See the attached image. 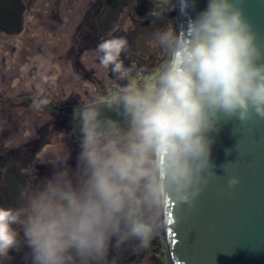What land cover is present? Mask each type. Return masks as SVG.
<instances>
[{"label": "clouds", "instance_id": "clouds-1", "mask_svg": "<svg viewBox=\"0 0 264 264\" xmlns=\"http://www.w3.org/2000/svg\"><path fill=\"white\" fill-rule=\"evenodd\" d=\"M197 9L198 0L154 7L157 19L176 11L182 22L153 33L165 60L143 86L120 61L126 40L98 44L101 65L129 82L74 109V168L70 155L57 157L19 207L0 206V259L26 246L31 264H117L113 249L149 245L167 197L195 203L215 173L214 134L224 124L264 119V36L242 0H206Z\"/></svg>", "mask_w": 264, "mask_h": 264}, {"label": "bare ground", "instance_id": "bare-ground-1", "mask_svg": "<svg viewBox=\"0 0 264 264\" xmlns=\"http://www.w3.org/2000/svg\"><path fill=\"white\" fill-rule=\"evenodd\" d=\"M111 1L0 0V54H2L0 59L3 58V61H0V95L8 101L22 100V103L18 105L25 107L32 118L37 117V121L44 114L40 115L38 112H46L50 116L47 122L39 126L35 134L30 137L26 135H29L32 130L19 135L16 139L8 135L3 139L0 138V206L19 207L24 202L28 186L35 187L44 177L51 176L53 172L51 162L56 158L50 146L54 144L51 137L56 130L64 132L66 137L68 135L66 139L68 146L66 147L69 150L67 156L70 155L68 163L74 168L76 155L80 149L77 135L73 132L67 117L73 115L74 109L80 104L91 103L94 98L105 99L117 92L112 90L109 94H102L100 88H87L88 84H101L104 79L100 81L101 74L98 68H95L94 62L91 68L88 65L89 68H86V60L92 56H88L84 61V52L97 53L98 44L117 26L124 5L132 2L137 16L138 14L143 16L144 13L149 15L153 12L155 2L153 3V0H117L118 18L111 27H107L109 23L105 26L100 24V17L104 15L107 4ZM127 7L129 9V5ZM147 51L149 52V49ZM28 53H31V56ZM35 53L43 54L49 60H37ZM12 57H14L13 66L15 67L12 64L9 67L8 64L7 58ZM98 60H100L99 56H97ZM28 66L32 80L24 83L25 85H20L18 81L21 78L25 79L22 76ZM6 68L8 71L11 68L12 71L8 74L12 77L4 73ZM11 80L10 88L8 82ZM15 82L17 83L14 84ZM28 83L32 85L31 89H27ZM39 83L42 85L40 86ZM15 86L19 90L17 94L11 92ZM19 86H24L26 89ZM8 88L10 93L7 91ZM40 100H46L47 103L40 108H35L34 102ZM12 112L7 113L12 114ZM19 126L11 127L8 132L10 133L12 129L20 131ZM7 130V127L4 129L0 127V132ZM28 252L29 249L26 246L19 252L12 250L9 259H0V264H31L30 259L26 258Z\"/></svg>", "mask_w": 264, "mask_h": 264}, {"label": "water", "instance_id": "water-1", "mask_svg": "<svg viewBox=\"0 0 264 264\" xmlns=\"http://www.w3.org/2000/svg\"><path fill=\"white\" fill-rule=\"evenodd\" d=\"M116 3L107 4L101 25L111 27L116 22ZM205 3L198 0L197 10ZM242 3L246 16L264 36V0ZM67 118L74 129L73 115ZM212 159L215 173L206 174L194 204L165 199L172 264H264V119L224 124L214 134ZM232 177L239 178L235 186L229 184Z\"/></svg>", "mask_w": 264, "mask_h": 264}, {"label": "rangeland", "instance_id": "rangeland-1", "mask_svg": "<svg viewBox=\"0 0 264 264\" xmlns=\"http://www.w3.org/2000/svg\"><path fill=\"white\" fill-rule=\"evenodd\" d=\"M154 2H155V7H156L160 4L161 1L160 0H153V3ZM164 2L167 3L168 0H164ZM128 5H129V9L127 7ZM134 8L135 7L132 4V2L124 5L122 13H121L122 16L121 15L119 16L117 26L115 27V29H113V32L104 36L103 39L107 40L110 38H123L124 40H126V42H127L126 49L121 53L120 61L122 62L124 67L129 71V78H130L131 83L134 86H143L145 83L151 82L152 80L155 79V76L162 69L163 63L165 60L164 53L161 52L153 42V39H152L153 33L155 31L165 27V26H168V25H171L174 28L178 27L180 24V20H179L178 12H176V11H173V12L167 14L166 18H164V19H157L155 16L151 15L150 13H149V15L144 13L145 15H143V16H141L139 14L137 16V13H136ZM125 12H127V14ZM125 14H126V16H124ZM126 33H127V35H124ZM103 39H102V41H103ZM145 48H147V50L149 49V52L143 51V50H145ZM93 52H91V53L89 52V54H88V52L87 53L84 52L85 53L84 54V56H85L84 61L86 60V58L88 56H92V58L88 57L91 60H89V59L86 60L87 62L85 64V66L88 65L90 67L91 65H93L92 62H94L95 68L97 67L98 72L101 74L100 75V81L102 79H104V80L101 82V84H98V83H95L94 85L88 84L87 85L88 89L89 88L91 89L92 87L93 88L97 87V88H100L99 90L101 93L103 92L102 94H104V93L109 94L112 90H118L119 88L123 87L126 83L129 82V81H121V80L117 79L116 75L111 71V67H109V68H104L103 66L101 67L100 60L97 61V56L100 57L101 53L99 51H97L96 54H95V52L94 53ZM35 54L38 57L37 60H42V59L43 60H49V59L45 58L43 54H38V53H35ZM1 55L2 54H0V56ZM25 55H27V54H25ZM29 55L31 56V53ZM94 55H95V57L93 58ZM4 56H6V55H4ZM7 60H8L9 67L11 66V64L13 66V64L15 63L14 57L7 58ZM0 61H3V58H1ZM26 62H28V61L26 60ZM87 63H89V64H87ZM96 64L97 65L99 64V65L97 66ZM88 66L86 67L87 69L89 68ZM13 67H15V66H13ZM29 69H30L29 66L25 68L24 75L22 76L25 79L21 78L18 81L20 83V85L21 84L25 85L24 83L30 82L32 80L31 72L29 71ZM4 71H5L4 73L7 74V76L12 77L11 74H8L9 71H12L11 68L9 69V71L7 70V68H6V70L4 69ZM42 71H44V70H42ZM104 71H106L107 74ZM102 73H105V74H102ZM14 76H15V73H14ZM40 80H41V78H40ZM41 81H43V79ZM8 83H9L8 87L11 88L12 80ZM16 83L17 82H15L14 84H16ZM28 84H29V87H27V89H29V88L31 89L32 85L30 83H28ZM39 84H40V86L42 85L41 83H39ZM10 88H8L7 91H9ZM20 88L26 89V88H24V86L20 87ZM0 89H1V87H0ZM11 92H14L13 94H17L19 92V90L15 86ZM9 93H10V91H9ZM6 103H8V104H6ZM21 103H22V100H18V101L9 100L8 101L7 99L2 98V96L0 95V108H1L0 109V127H2L3 129L5 127L8 128L7 131L0 132V138L2 137V139H3L4 137H6L8 135L11 137L13 136V139H16L19 137V135L26 133L28 130H32V132L29 135H26V137H30V136H32V134L33 135L35 134V132L39 126L44 125L47 122V119H49L50 116L48 114H46V112H38V114H40V115L42 113H44V114H42V117L41 118L39 117L40 120L37 121V117L32 118V116L29 115V113L27 112L25 107L19 106ZM10 104H12L13 106ZM3 108H4V110H3ZM7 108H9V109H7ZM18 108H20V109H18ZM5 110H7V111H5ZM13 110H15V111L12 112ZM7 112H9V113L12 112V114H8ZM21 112H23V113H21ZM24 112H26L25 115H24ZM7 119H8V121H7ZM29 119H31V120H29ZM16 121H18V122L15 123ZM13 125L14 126L20 125L19 126L20 131L17 132V131H14L12 129L11 132L9 133L8 131L10 130L11 127L12 128L14 127ZM22 129H23V131H21ZM12 132H14V133H12ZM55 136L58 139L55 138ZM50 137H51V135H50ZM65 137L66 136H65L64 132L63 133H62V131L58 132V130H56V133H54L51 137L54 144H52L50 146V149L53 150V152H54L53 156L55 158H57L59 156L66 157L68 155L67 151L69 152V150L67 148L68 146H67V140H66L68 138V135L66 138ZM64 138H65V140H64ZM55 141H58V142H55ZM161 219H162V223L157 225L153 239L151 240V242L149 243V245L147 247H145L141 250H138V251H133L131 246H128V245L124 246L120 250L113 249L109 254L110 259H112L113 257H116L117 264H172V259L170 258L171 253H170V246H169V242H168V236L166 233V224H165L164 215H162Z\"/></svg>", "mask_w": 264, "mask_h": 264}]
</instances>
